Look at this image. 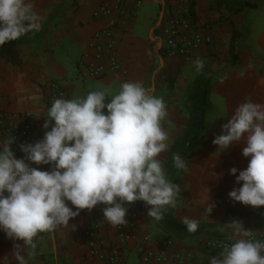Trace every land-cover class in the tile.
<instances>
[{
    "label": "crops",
    "instance_id": "obj_1",
    "mask_svg": "<svg viewBox=\"0 0 264 264\" xmlns=\"http://www.w3.org/2000/svg\"><path fill=\"white\" fill-rule=\"evenodd\" d=\"M102 2L112 0H34V10L42 17L41 30L24 36L18 47L19 62L10 63L0 55V113H30L39 121V140L54 99H74L94 90H104L110 97L121 82L140 81L167 105L168 116L162 124L170 142L159 159L181 191L176 207L169 206L160 221L148 216V208L140 201L142 208L131 230L139 239L125 246L119 264H207L208 257L220 250L207 248L206 242L212 237L229 239L233 220L251 230L254 240H264V206L244 205L228 196L240 186L229 169L247 167L248 158L242 155L245 145L235 143L220 152L212 143L239 104L248 99L264 104V0H140L138 4L129 0L114 32L119 67L93 78L76 63L93 33L108 25L106 16L93 15ZM187 8L194 12L197 29L209 34L212 42L199 46L188 58L168 57L161 27L174 10ZM197 58L206 62L200 73L194 66ZM198 116L207 129L189 154L185 152L189 142L180 146L187 171L174 167L171 175L172 146L184 136L191 120L198 125ZM32 166L49 169V165ZM209 203L214 207L208 216ZM103 207L80 210L68 227L39 233L29 264H105L89 255L83 233L84 228L93 227L104 245L116 241L115 227L104 219ZM185 216L199 222L196 232L187 231L181 223ZM72 224L76 225L73 231ZM144 235L149 236L147 242L141 240ZM16 243L23 242L0 231V257H7L3 264H18L13 253ZM140 246L150 248L155 258L142 262ZM32 252L29 247L22 254L27 258ZM161 255L165 260L158 259Z\"/></svg>",
    "mask_w": 264,
    "mask_h": 264
},
{
    "label": "clouds",
    "instance_id": "obj_2",
    "mask_svg": "<svg viewBox=\"0 0 264 264\" xmlns=\"http://www.w3.org/2000/svg\"><path fill=\"white\" fill-rule=\"evenodd\" d=\"M41 27L34 0H0V46ZM205 63L201 58L194 61L198 73ZM167 116L162 97L140 81H123L110 97L94 90L74 99H54L42 125L43 137L20 145L21 158L11 147L14 137L0 141V231L23 242L14 244L18 264H29L35 256L39 233L68 227L80 210L102 204L104 219L118 227L127 223V205L136 201L144 202L147 215L156 221L169 206L175 208L181 189L159 159L169 148L170 135L162 124ZM212 143L220 152L235 143L245 145L242 155L248 164L242 170L229 169L240 186L228 196L244 205L264 206V104L250 99L239 104ZM172 160L176 169L187 171L180 154ZM213 207L209 203L208 216ZM181 223L192 233L199 228V222L187 216ZM229 226L230 242H222L207 264H264V240L252 239L251 230L239 220ZM29 247L33 252L26 258L22 253ZM6 260L0 257V264Z\"/></svg>",
    "mask_w": 264,
    "mask_h": 264
},
{
    "label": "built area",
    "instance_id": "obj_3",
    "mask_svg": "<svg viewBox=\"0 0 264 264\" xmlns=\"http://www.w3.org/2000/svg\"><path fill=\"white\" fill-rule=\"evenodd\" d=\"M129 0H112L100 3L94 10L93 15L106 16L108 25L96 30L88 42V48L83 51L77 59L76 65L88 77L97 78L108 72L115 71L118 67L116 54L115 28L125 15V4ZM140 0H137V4ZM161 36L164 42V53L168 57L188 58L193 50L201 45L212 42L209 34L200 32L195 25L194 13L190 8L176 9L167 20L166 24L161 27ZM39 121L30 113H0V141L11 139L14 141L11 147L17 158L23 157L20 145L34 143L38 140ZM225 201L230 202L229 198ZM128 212L125 217L127 223L115 227L116 241L111 245H104L96 235L93 227H86L83 230L84 238L87 244V250L90 256L103 261L105 264H119L123 249L133 240L139 239L132 233L133 219L140 210V201L127 205ZM256 235L252 234L251 238L255 239ZM142 242L149 240L148 235L141 237ZM230 242L223 237H212L206 242L207 248L215 251L221 250V243ZM166 241L165 245H169ZM140 260L144 263L155 258L154 252L147 247L138 248ZM161 260H165L161 255Z\"/></svg>",
    "mask_w": 264,
    "mask_h": 264
},
{
    "label": "trees",
    "instance_id": "obj_4",
    "mask_svg": "<svg viewBox=\"0 0 264 264\" xmlns=\"http://www.w3.org/2000/svg\"><path fill=\"white\" fill-rule=\"evenodd\" d=\"M191 11L192 13H194L193 10ZM23 39H24V36L20 37L18 40L8 42L4 46H0V55L4 57L10 63L15 64L19 62L18 47L23 42ZM206 129H207L206 124L203 118L200 116H198V125L192 120L189 122L188 128L184 136L176 140L172 146V150L170 154L171 168H170L169 174L172 175L174 171L172 157L174 154H180V146L184 144L185 142H189V147H187L185 151L187 154H189L193 150V148L197 145V143H199L200 136L203 132L206 131ZM174 182H177V178L174 179ZM140 208H142L141 204H140Z\"/></svg>",
    "mask_w": 264,
    "mask_h": 264
}]
</instances>
